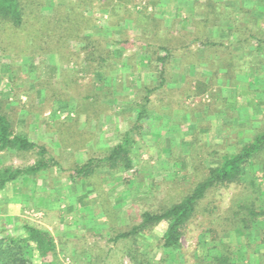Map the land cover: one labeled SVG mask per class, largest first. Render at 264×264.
<instances>
[{
	"label": "rangeland",
	"instance_id": "rangeland-1",
	"mask_svg": "<svg viewBox=\"0 0 264 264\" xmlns=\"http://www.w3.org/2000/svg\"><path fill=\"white\" fill-rule=\"evenodd\" d=\"M41 1L47 10L40 15H49L57 0ZM162 1L154 8L160 13L155 17L174 35L172 41H164L165 36L159 35L160 40L155 42L141 34L138 29L148 22L146 17L139 16L141 25L136 27L126 19L118 27L102 31L107 14L97 7L87 11L95 22L82 35L99 39L112 36L115 40L110 47L122 62L130 60L128 65L119 63L105 78L112 98H101L108 108L100 113L84 101L79 103L83 85L97 80L98 74L85 73L82 63L65 65L56 53H21L24 43L18 41L14 49L11 43L0 40L1 110L12 120L15 133L26 134L36 144L46 146L63 167L20 177L0 191V228L7 234L22 235L21 225L27 223L51 231L62 242L58 249L61 264H132L124 251L129 243H114L111 237L140 222L143 211L158 212L179 201L206 176L208 167L217 164L223 155L238 151L264 129V87L259 82L264 76V20L243 24L241 13L221 1L217 3L221 4L222 16L212 25L202 28L197 24L196 28L193 20L201 19L205 9L191 13L187 8L190 2H184L177 12L179 2L174 5L175 0ZM223 19L232 22L236 33L228 31L222 36ZM26 20L33 21L31 9H27ZM119 36L124 41L132 39L121 52L120 43L116 44ZM195 36L209 42L206 48ZM180 39L186 44L191 42L190 61L183 62L179 52L170 58L167 77L170 75L171 90L165 87L149 94L141 128L134 130L135 106L143 102L145 89L156 84L157 65L151 60V52L160 41L176 51ZM217 43L223 46L217 47ZM207 61L213 62L211 68ZM64 75L76 76L78 88L63 86ZM199 82L202 91L195 92ZM58 92L69 98H58ZM80 104H84L81 109L85 111L78 115L75 110ZM67 115L71 119L62 121ZM86 117H90L88 122ZM76 121L82 138L77 141L78 147L60 145L57 131ZM127 132L132 138L130 170H109L101 165L84 179L70 177L74 166L106 156ZM35 158L31 151L0 152V168L22 169L32 165ZM248 194L256 206L264 208V153L246 166L240 183L206 195L199 214L185 227L180 250L158 248L165 227L160 223L140 238L138 252L149 264H204L210 245H215L211 239L220 238L229 244L238 264H264L262 233L258 230L264 229V217L250 239L238 238L229 226L232 202Z\"/></svg>",
	"mask_w": 264,
	"mask_h": 264
},
{
	"label": "trees",
	"instance_id": "trees-1",
	"mask_svg": "<svg viewBox=\"0 0 264 264\" xmlns=\"http://www.w3.org/2000/svg\"><path fill=\"white\" fill-rule=\"evenodd\" d=\"M211 1L195 0L193 6H191L192 11L205 9L204 12L202 11L203 15L199 19L200 21L193 20L196 28L197 24H201L200 27L202 28L209 26V24L212 25L215 23L214 20L216 18L222 16L219 9L221 4L217 3L220 1ZM162 3V0H57L56 5L50 7L49 15L42 16L40 12L47 9L43 7L44 3L41 0H0V40L11 43V48L13 47L14 49L18 46V41L24 43V47L22 46L19 49L21 53L28 50H33V54L37 55L56 53L60 61L64 59L65 65L69 62L82 63L85 65L83 67V70L86 71L85 73L98 74L97 80L89 81V84L83 85L85 87L84 94L78 101L79 103L83 101L88 103V105H91L90 108L93 107L95 113H100L108 108V104L105 101V107L102 105L101 98L105 97V99H108L107 95L112 98L111 87L107 86L105 78L116 70L119 63L128 65L130 60L122 62L120 56L116 55L115 49L110 47L115 40L112 36L109 39H99L89 35H82L89 27L91 28L93 25L91 23L95 22L92 15L87 14V11L97 7L101 13L107 14L105 23L101 25L102 31L116 28L126 19H129V22L136 27L141 25L139 24V16L140 18L146 17L148 22H143L142 28L140 29L139 27L138 29L141 34L155 42L160 40L161 37L158 39L159 35L165 36L164 41H172L174 35L170 31L167 32L168 30L160 23L161 20L155 17V15H160V13L156 12L154 8L157 5H162ZM149 8H151L150 11L148 10ZM27 9H31L33 12V21L31 22L26 20ZM112 32L113 30L111 29L110 34ZM119 38L120 41H117L116 44L120 43L121 52L127 46V42L132 39L124 41L120 36ZM251 38L253 39L254 37L251 36ZM194 39H197V41L201 40L204 48L209 44V42H204L201 37L195 36ZM160 42L151 52V60H154L157 65L155 69L157 73L156 84L152 88L145 89L143 102L135 106L134 130L141 128L140 122L147 113L149 94L165 87L171 90L168 87L171 82L170 75L168 74L169 76L167 77V67L169 66L170 58L175 57L176 52H179L183 62L190 61L191 58L189 55L192 53L189 51L191 42L186 44L184 39H180L178 41V50L176 51L174 47L162 41ZM218 46L222 47L223 45L217 43ZM160 51L162 54L159 53ZM206 53L209 54L208 51ZM193 54L195 55V53ZM54 55L52 56L56 59ZM212 63L209 61L207 67L211 68L213 66ZM216 67L220 70L221 65L219 64ZM101 75L103 76L102 78ZM62 81L63 86L71 89L78 88L76 76L69 77L64 75ZM201 84L199 82L195 85V92L202 91ZM56 94L55 96L61 99L66 100L69 98L66 93ZM82 106L84 104H80V109L75 110L78 111V115L85 111L81 109ZM66 117L61 120L71 119L69 115ZM94 118L97 120L99 115ZM85 119L88 122L90 117ZM77 124L78 121L73 122L72 126H67L66 124L68 128L62 127L64 131L62 128L57 131L60 134V145L66 146L70 144V146L78 147L77 141L82 140V138L80 139V130L77 129ZM131 132L125 133L120 143L113 146L106 156L99 159H88L85 163L74 166L70 177L72 179H84L93 175L101 165L109 170H130L133 166L130 152L132 143ZM4 151H31L36 155V158L32 165L22 169L11 166L1 167L0 191H3L9 183L20 177L34 176L52 168L59 170L63 168L53 158L46 146L36 144L26 134L15 133L12 120L7 114L2 112L0 107V152ZM262 153H264V129L257 133L251 141L243 144L238 151L223 155L217 164L208 167L206 176L189 193L181 197L179 201L168 205L158 212L143 211L140 214V222L127 231L115 233L110 241L116 243L120 240H126L129 244L124 251L129 257V261L132 264H149L150 261L138 252L137 244L140 238L148 234L153 227L164 223V231L157 241L158 248L171 251L180 250V241L185 227L199 214L200 204L206 195L214 189L240 183L246 166L250 165ZM263 217L264 208L255 205V199L251 194L246 195L242 200L235 199L232 202L228 217L230 230L238 238L250 239L252 231L257 229L256 226L261 220L260 218ZM21 228L23 231L22 235L7 234L0 228V264H61L58 258V249L61 247L62 242L57 241L56 236L51 231L27 223H23ZM258 230L262 233L260 245L264 247V229L260 230L258 228ZM211 242L212 245H210L211 247L209 246L210 250L207 251L204 264H238V257L233 252H230L231 250L229 251V244L222 243L220 238H212ZM211 250L213 251L210 252ZM163 261L160 260V262ZM72 264L76 263L73 261Z\"/></svg>",
	"mask_w": 264,
	"mask_h": 264
},
{
	"label": "crops",
	"instance_id": "crops-1",
	"mask_svg": "<svg viewBox=\"0 0 264 264\" xmlns=\"http://www.w3.org/2000/svg\"><path fill=\"white\" fill-rule=\"evenodd\" d=\"M168 1L165 0L164 2L166 3ZM194 1L195 0H181V1L175 0L173 2V4L176 5V2L180 3V5L176 6V9H175L178 12V11H180V8L183 5L182 3L190 2V4L187 5V8H188L189 12L192 13L193 11L191 10V6H193ZM215 1H220V2L225 1L226 6H231L235 10V12L239 11V13H241V16H242L241 22L243 24H245L247 21L248 22H250V21L256 22V20H258V22L261 23L264 20V0H215ZM239 13H237L236 15H239ZM199 16H201V15L199 14ZM193 17H194V15H193ZM223 20H222V25H221L222 36H224L225 33L227 34L228 31H230V32L232 31L233 33H236L234 31L232 22L229 20H224V21ZM259 25L260 24H258V26ZM214 29H217V28H214ZM207 30L209 31V29H207ZM236 30H237V34L239 35L240 29L237 28ZM215 33H217V35L220 34L219 30H218V32H215ZM200 50H198V51H200ZM243 79L245 80L246 78H243ZM259 82L261 83L260 85L264 87V76H263V78L261 77Z\"/></svg>",
	"mask_w": 264,
	"mask_h": 264
}]
</instances>
